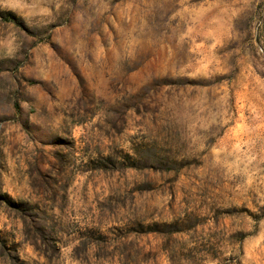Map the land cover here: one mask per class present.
I'll list each match as a JSON object with an SVG mask.
<instances>
[{
	"label": "rangeland",
	"instance_id": "1",
	"mask_svg": "<svg viewBox=\"0 0 264 264\" xmlns=\"http://www.w3.org/2000/svg\"><path fill=\"white\" fill-rule=\"evenodd\" d=\"M0 264H264V0H0Z\"/></svg>",
	"mask_w": 264,
	"mask_h": 264
}]
</instances>
